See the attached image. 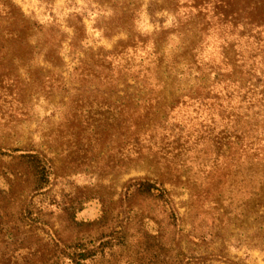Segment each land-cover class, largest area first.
Listing matches in <instances>:
<instances>
[{
  "label": "trees",
  "instance_id": "16d2710c",
  "mask_svg": "<svg viewBox=\"0 0 264 264\" xmlns=\"http://www.w3.org/2000/svg\"><path fill=\"white\" fill-rule=\"evenodd\" d=\"M96 1L108 20L104 35L126 36L111 49L91 45L83 13H71L63 29L61 24L30 19L12 0H0V129L31 122L34 108L28 97L37 95L59 110L55 137L47 136L52 144L43 142L42 148L30 140L24 148H12L0 140V151H11L13 160L35 177L34 189L42 191L60 175L59 161L88 168L96 161L85 157L107 142L97 161L102 162L99 170L116 169L120 175L133 169L146 171L123 183L120 203L125 207L119 214L133 211L132 200L142 197L154 200L166 218L148 216L147 223L144 212H137L133 218L119 220L103 203L98 217L79 219L78 213L90 200L87 196L84 202L60 210L63 230L55 231L53 238L62 244L0 246V264H106V249L111 256L116 249L131 250L132 229L139 234L140 244L153 245V238L157 248L136 250L126 264H181L172 243L183 249L184 241L206 237L196 238L194 222L184 239L176 242L164 229L184 231L175 206L178 188L189 190L185 203L194 221V199L210 193L196 189L198 172L214 187L218 197L212 209L220 216L219 180L244 172L246 215L259 217L264 228V4L261 0H215V4L187 0L186 7L172 9L173 27L161 25L143 32L136 26L142 9L137 0ZM241 1L245 5L235 8ZM242 13L245 20L227 19ZM170 42L177 45L172 53L165 50ZM39 60L44 64L39 65ZM115 135L114 147L110 138ZM4 179L0 181V224L13 184ZM150 222L158 228L153 230ZM66 224L72 225L68 241L62 236ZM164 236L170 245L163 243ZM211 248L206 246L193 264L231 262L224 247Z\"/></svg>",
  "mask_w": 264,
  "mask_h": 264
},
{
  "label": "rangeland",
  "instance_id": "374dc122",
  "mask_svg": "<svg viewBox=\"0 0 264 264\" xmlns=\"http://www.w3.org/2000/svg\"><path fill=\"white\" fill-rule=\"evenodd\" d=\"M12 1L30 19L44 25L51 23L61 24L63 29H66L65 24L71 13L78 11L85 14L88 34L91 37L88 41L95 48L104 46L111 49L120 37H126L125 34L121 33H115L109 37L104 35V27L108 20L104 19L106 15L100 12L102 8L97 4L96 0ZM137 1L142 9L136 26L143 32H152L155 29H159L161 25L173 27L175 17L172 9H177L178 5L179 7L181 5L182 7H186L183 4H186L187 0ZM215 3V0L207 2V4ZM245 3V1L236 3L235 8L243 7ZM259 3L260 5L264 4V1L262 2L261 0ZM243 14L240 16L229 15L227 19L245 20L247 17ZM175 47L177 45H173L170 42L165 50L172 53ZM4 61H7V59L4 58ZM43 64L39 60V65ZM3 67L6 68V64ZM18 69L24 73L23 77H25V70L22 67ZM28 98L33 102L34 108V116L31 122L22 123L12 129H0V140L5 144H10L9 146L12 148H24L30 140H33L35 146H43L42 148H45L43 142L45 144H52V140L47 136L51 135L55 137L59 110L58 108L51 107L46 100L44 101L43 98L41 99L37 95ZM113 137L110 140L114 139L112 144L115 147L118 139L116 135ZM53 139L58 140L57 138ZM108 145L107 142L104 143L102 141L99 144L100 147L96 148L97 151L95 150L96 153L94 155L89 154L85 157V159L92 157L96 161L90 164L88 168L84 166L75 167L67 162L59 161L57 165L59 166L58 174L60 175H58L52 187L42 191L34 189L36 187L35 177L31 172L21 167L17 161L13 160L11 151H7V148H5V150L7 149L6 151H0V181L6 182L4 178H9L13 183L12 187H7V189L9 188V192L6 194L4 200L6 217L0 224L2 226L0 228L2 230L0 233V246H3V248H7L8 246H10L9 248L20 246L39 247L45 242L62 244V241L59 242L53 238L55 231L56 233L57 231L61 233L63 230V224L58 219L60 210L67 206L70 207L71 205H77L79 202H84L87 196H90V200L84 204L85 208L78 213L79 219L87 220L98 217L101 209H103V203L109 204V207L119 216V220H122L123 216L133 218L137 212L139 214L144 212V216H146L144 220L147 223L148 216H154L158 219L166 218L165 215L159 214L158 210H160V206L154 200L142 197H135L132 200V205L136 206L133 211L130 212L128 209L126 215L123 212L121 215L119 214V210L121 211L125 207L120 203L123 183L131 176L145 175L146 171L133 169L128 174L120 175L116 169L113 171L99 170L97 165H102V162L97 163L100 156H102L100 151L106 152ZM73 150L76 149L73 148ZM83 153V151H80L79 155L81 156ZM75 154L76 152L72 155ZM63 165L66 167L61 170V166ZM196 175L199 177L196 189L203 188L206 191L210 190V193L208 195H201L202 197L199 200L194 199V213H196V216H192V220L194 221H191L187 215V203H185L190 199L189 190L178 188L175 206L180 213L181 221L179 223L184 231L181 232L178 228L179 230H175L176 233H174L171 228L164 229V234L170 238V241L176 242L180 238L184 239L183 234L191 231L193 227L192 222H194L196 223V227L192 229V233L195 234L196 238H203L202 236L204 235L206 237V240L204 238H190V241H184L182 243L183 249H179L175 243H172L173 248H177L176 252L180 253L181 264H193L206 246L213 248L218 245H221L228 251L232 263L225 260H213L208 264H264V228L259 222V217L251 212L246 215L247 180L244 178L245 173H241L237 178L233 176L230 178L228 176L219 180L220 184L218 188H220L219 192L222 199V205L219 203L222 206L219 209L221 210V216L212 209L213 201L218 197L212 189L214 187L211 188L207 184L203 177H201L200 172ZM93 193L96 195H93ZM236 214H241L244 217H241V215L235 217ZM150 224V227H153V223L150 222ZM66 226L68 229H66L65 233H62L64 240L68 238L69 231L72 230V225L66 224ZM156 227L152 229L155 230L158 228ZM131 228L132 225H130ZM132 233L134 236L130 240V243H132L131 250L116 249L111 256L108 249H106V264H126L136 250H144L146 247L154 250L157 248L156 243L158 241H154L152 238L153 245L140 244L139 234L136 233L135 229L131 230ZM155 234H157V231ZM163 243L167 246L171 244L165 236Z\"/></svg>",
  "mask_w": 264,
  "mask_h": 264
}]
</instances>
